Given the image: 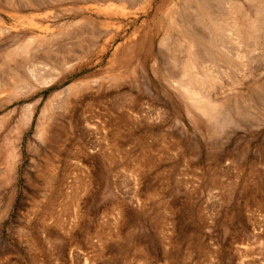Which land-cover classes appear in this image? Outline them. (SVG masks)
Masks as SVG:
<instances>
[{"label":"rangeland","instance_id":"1","mask_svg":"<svg viewBox=\"0 0 264 264\" xmlns=\"http://www.w3.org/2000/svg\"><path fill=\"white\" fill-rule=\"evenodd\" d=\"M51 1L0 3L13 44L62 34L61 54L79 58L38 65L56 81L27 98L0 90V264H264V123L210 146L169 105L151 54L140 67L148 38L158 30V42L184 0H149L138 13L111 0ZM91 23L117 40L84 53L76 43ZM131 36L134 48L117 52ZM22 64L0 67L3 85L14 73L34 84ZM104 76L119 80L104 84L96 103L91 81ZM133 95L150 104V119L130 118ZM50 102L63 110L37 134Z\"/></svg>","mask_w":264,"mask_h":264},{"label":"bare ground","instance_id":"2","mask_svg":"<svg viewBox=\"0 0 264 264\" xmlns=\"http://www.w3.org/2000/svg\"><path fill=\"white\" fill-rule=\"evenodd\" d=\"M49 1L51 0H0V3L22 9L44 5ZM111 2L113 4L109 5L114 6L113 8H117L115 4H119L121 10L138 13L149 0ZM5 23L0 11V67L27 63L29 78L34 82L31 84L22 77L19 78L16 73L11 76L8 84L3 85L0 80V90L8 88L14 92H24L17 99L27 98L37 89L56 81L53 76L44 75L37 69L38 65L46 66L49 62L58 61L67 67L79 59L72 54H61L66 49L64 43L61 44L66 36L58 41L62 34L45 37L30 35L22 43L15 45V41L12 43L15 34ZM88 27L90 33L86 41L76 43L77 48L84 53L96 52L105 37L106 42L117 40L116 35L112 34L110 38V32L96 23H91ZM162 28L164 34L158 42V30L148 38L147 52L141 57L140 67H146L151 54L154 58V71H160L161 74L164 95L171 107L181 114L183 112L185 124L202 135L208 145L216 147L230 143L232 136L241 128L247 127L248 123H264V79H261V66L264 64V0H184L178 8L166 15ZM139 35L140 31L135 34ZM70 39L72 40L68 38L67 41H71ZM7 40L11 43L6 44ZM137 43L138 40L131 36L118 45L117 52H130ZM37 53L47 63L37 60L38 56L37 59L34 58ZM146 74H149L148 71ZM133 76L139 81L135 71ZM115 80L118 81L119 78L104 76L91 81V89L97 95L96 103L100 102L103 85L110 86ZM106 88L109 93V87ZM140 99L138 95H133L128 109L130 118L137 123L151 118L150 104L146 103L144 106ZM123 101L120 97L118 103L122 104ZM39 102L25 106L26 117L30 116L31 119ZM51 104L48 111H42L36 127L37 134H43L51 126V115L63 110V103L58 105L50 102ZM119 116L124 117L122 113ZM95 131H98L97 127Z\"/></svg>","mask_w":264,"mask_h":264}]
</instances>
